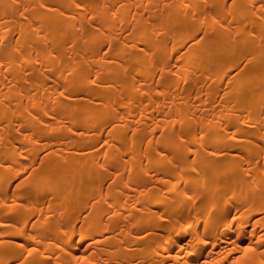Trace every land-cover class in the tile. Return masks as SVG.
<instances>
[{"label": "bare ground", "instance_id": "6f19581e", "mask_svg": "<svg viewBox=\"0 0 264 264\" xmlns=\"http://www.w3.org/2000/svg\"><path fill=\"white\" fill-rule=\"evenodd\" d=\"M0 264H264V0H0Z\"/></svg>", "mask_w": 264, "mask_h": 264}]
</instances>
